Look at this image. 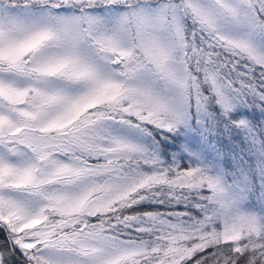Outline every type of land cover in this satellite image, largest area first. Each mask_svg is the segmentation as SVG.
<instances>
[{"label":"snow or ice","instance_id":"obj_1","mask_svg":"<svg viewBox=\"0 0 264 264\" xmlns=\"http://www.w3.org/2000/svg\"><path fill=\"white\" fill-rule=\"evenodd\" d=\"M0 264H264V0H0Z\"/></svg>","mask_w":264,"mask_h":264}]
</instances>
